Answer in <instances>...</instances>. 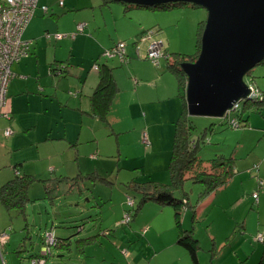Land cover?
Returning <instances> with one entry per match:
<instances>
[{
	"label": "rangeland",
	"instance_id": "1",
	"mask_svg": "<svg viewBox=\"0 0 264 264\" xmlns=\"http://www.w3.org/2000/svg\"><path fill=\"white\" fill-rule=\"evenodd\" d=\"M172 11L173 9L167 16L164 11L159 17L163 23V32L159 36H152L148 41L142 42L138 40L140 35L131 36L130 24H136L134 14H136L137 8L125 15L121 4H114L108 9H103L99 5V23L103 25L99 39L104 35L110 45L114 46L119 42L127 44L128 61L123 64L117 57L107 59L103 55L104 50L107 49L104 48L105 46L99 52L100 60L107 61L114 67L121 88L113 110L109 114L111 125L89 116L86 111L76 109L78 90L76 88L68 89V87L52 92L51 87L44 85L45 91L42 93L50 95L52 92L53 96L46 98L41 94L43 104L46 105L49 101V105L40 114H34L40 127L45 126L40 132L42 139L47 127L49 136L51 128L57 122H62L61 127H54L52 133L65 132L66 139L37 142L33 136L28 135L26 127L18 130V126H14L9 121L10 115L9 117L0 115L2 116L0 117V186L12 178L16 170L20 173L30 172L38 178L46 179L60 175L85 176L87 173L97 171L113 181V185L108 186L86 179L84 182L79 181L78 187L75 184L76 187L72 190L69 188V180L68 182L63 181L64 184H61L62 182L57 184L58 188L53 194V201L45 197L42 183H36L31 188V196L36 199L27 205L28 214L26 216L14 210H8L0 201V235L7 232L14 241L10 250L4 248L6 242L2 245L0 264L3 262L26 264L30 255L41 250V238L44 236L46 228L53 225L59 235L64 232V228H69L74 235L79 233H82L83 236L86 235L84 234L85 228L79 232L78 226L90 228L92 233H98L101 210L98 209L97 203H102L109 198H111L110 203L126 202L129 193L123 183L134 175H137L140 180L153 177L154 180L162 183L170 181L168 164L173 146L174 121L182 110L181 99L171 97L161 101L157 100V93H151L153 89H156V78L151 80L152 86L149 93L147 92L150 82L145 78L147 86L142 88L141 94L138 96L134 91L137 83L132 79V69L140 71L145 77L151 79V76L156 75L152 69L162 70L167 66L164 59L160 66H155L150 59L146 58L151 40H163L164 48L170 54L175 52L196 53L199 24L207 19V10L203 7L178 6L174 9L173 14ZM109 30L112 31L111 35ZM134 47L135 49H132ZM49 51L50 49L48 53ZM92 67V72H96V68ZM252 76L254 78L246 75L245 80L264 90V64L257 65L252 71ZM172 78L178 87L176 77ZM59 90L66 92L68 100H59L58 94L60 93H57ZM75 94L77 95L75 96ZM70 97L76 98V102L66 105L65 103L70 101ZM142 100L144 105H149L146 122L150 128L146 131L150 140L148 139L149 141L144 143L142 139L138 146L134 137L138 133V139L140 131L130 130L132 126L128 124L133 122L135 127L136 124L141 126L144 123L143 113L145 110L140 107ZM244 103V101L240 103V109ZM237 113V110L232 111L229 115L230 118L192 116L198 130L210 126L211 123L216 124L214 131L207 133L205 143H201L198 148L197 152L200 156L210 158L215 155L217 150L222 149L226 156L233 155L236 158V174L229 184L217 193L199 198L202 186L191 180H186L182 189L176 193L179 195L184 192L188 195V204L182 207L178 218L184 229L194 227V235L199 239L198 254L201 264H258L260 259H263L261 256L264 251V239L258 240L257 236L264 237V129H262L264 127V109L261 112H249L250 123L248 125L236 127L229 125L228 119H233ZM21 116L22 113L18 112V118ZM57 116L58 120L53 122ZM82 120L85 123L83 128L78 124ZM222 121L226 123H222ZM154 125H157L156 129L153 128ZM50 126L51 128H49ZM6 129H11L13 133L7 136L4 132ZM113 130L120 134L110 135ZM92 135L98 139L99 150L93 144L94 141H90ZM78 138L80 140L76 152L75 147H72L68 141H78ZM118 149L120 153H118ZM95 151H97V157L93 159L90 156L95 154ZM18 162L22 165L19 164L16 169ZM51 167L55 171H52ZM164 178L166 180H163ZM50 182L53 183L54 180ZM254 193L257 194V199L253 197ZM190 205L194 206L197 211L194 225L191 219L193 208ZM175 212L176 210L173 212V217L176 219ZM159 216L162 221L166 220L165 225L169 216L171 217L168 214L166 218L165 213ZM132 227L133 222L125 225L120 222L117 224V239L123 240L122 244L129 254L125 261L119 257L117 264H152L149 256H145L147 254L146 246L142 248L139 245L140 239L138 238L141 237V234L133 233ZM141 233L144 234V232ZM19 247L21 256L16 253V248ZM73 247H75L74 243ZM160 249H162L161 246ZM122 250L123 248H121ZM60 252L54 250V254L48 258L47 264H60V259H68V253L59 256ZM70 253L72 254L70 259L75 263L77 252L72 248ZM122 254L125 256L124 253ZM159 256H161L159 259L154 258L157 264H161L162 250H160ZM134 257H140L138 263H134ZM186 260V263L192 264L190 257H187ZM182 264L184 263L182 262Z\"/></svg>",
	"mask_w": 264,
	"mask_h": 264
},
{
	"label": "crops",
	"instance_id": "2",
	"mask_svg": "<svg viewBox=\"0 0 264 264\" xmlns=\"http://www.w3.org/2000/svg\"><path fill=\"white\" fill-rule=\"evenodd\" d=\"M117 3L122 5L123 12L125 15H128L130 11L137 8V12H135L136 14H134V17L136 18V22H135L136 24L132 23L130 24V26L132 28L131 36L140 35L138 37V40H140L141 35L148 29L151 30L153 29L155 31L154 36H159V34L163 32V26H162L163 23L159 20L160 15H162L163 12L165 11L167 16L169 15L170 10L172 9H173L172 14H173L174 9L178 7L175 6L170 9H154L139 5V6L131 7V9L129 10H126V6L124 2L119 0H111L109 2H106L105 0H100V3L99 0H64V6L59 4V0H39L38 7L35 9L34 16L31 19L30 23L28 24L23 34V38L27 41H30L29 51L27 55L22 57L19 61L13 63L11 67L14 77L8 87V100H7V105L4 109V112L10 115V118H8L9 121L13 123L14 126L17 125L18 127L17 126L16 127L18 128V130H21V128L26 127L28 135L33 136L34 140H36L37 142H41V141L51 142V140L54 141V140L67 138L65 132L52 133L54 131V127L55 128L61 127L60 124H62V122H57V124L52 128L51 126L49 127L51 128L49 136L47 131L48 127L44 132L43 139L40 135V132L43 130L45 126L43 128L40 127L39 123L36 122V118L34 114L35 113L40 114L49 105V101H47V104L44 105L43 99L41 100L40 97L41 94H43L42 92L45 91L44 89L45 86L51 87L52 92L54 90H58L59 88H63V87L64 88L68 87V89L76 88L78 90V96L76 97L78 100L77 103L78 105L76 109L82 111H88L90 109L89 96L92 94V92L94 91L93 88L96 87L99 81L98 70L96 69V72H92L93 70L92 66H94L93 64L96 63L95 61L97 58H99L100 63L103 62L108 63L107 61L100 60L99 52L100 50L102 51L104 48L113 46L112 44L110 45L109 41H106L104 35L99 39V33L101 32L103 26L102 23H99V5L103 9H108ZM43 6H47V10H44ZM80 22H86L87 26L84 30L78 31L77 25ZM53 33L54 35L55 33L56 34L60 33L63 35V37L60 39H54ZM111 33L112 31L109 30L110 35ZM73 34L75 35L73 36ZM103 46L105 47L102 49ZM49 49L50 51L48 53ZM132 49H135V47ZM166 52L169 53L168 50H166ZM163 59L167 63V66L162 70L152 69V71H154L156 75L151 76V79L145 77L142 73H140V71H137L136 69H132L133 70L132 79H134V81H136L137 83V84L134 83L136 84L134 91L138 96L141 94L142 88L144 86L145 87L147 86L146 85L147 83H145L146 79L149 80L150 82L147 92L149 93V90L152 86L151 80H153V78H156V84H155L156 89L152 88L153 91L151 93H157V100L161 101L171 97H177L179 100V97L177 96L178 87L176 86L174 78H172L174 74L168 68L167 59L166 58ZM54 61L66 62V64H69L68 67L69 73H65L63 76H58L54 73L53 74L49 73V76L47 77V69L49 71ZM113 73L120 88L118 74L117 72H115V70L113 71ZM120 90L118 94L120 93ZM52 92L50 95L43 94V96L46 98L52 97L53 96ZM57 93H60L58 94L59 100L61 101H64V99L68 100V95L63 90H59V92ZM76 95L77 94H75V96ZM76 98L70 97V101L66 102L65 104L70 105L74 101L76 102ZM138 102L139 99L137 100V103ZM36 103L39 104L37 105ZM140 107L142 110H145V112L143 113L144 123L141 126L140 124H136L135 127L133 126V122H130L128 124L132 126L130 130L133 129L140 131V135L138 139H137L138 133L134 137V141H136L138 146H140L142 139L144 143H147V141L150 140L149 139L150 136L146 131L149 130L150 128L149 124L146 122V116L148 114L147 108H149V105L148 104L144 105V102L142 100ZM263 109L264 107H262L261 110L257 112H261ZM252 111L254 110H251L249 112L251 113ZM18 112L22 113V116L20 118H18ZM249 112H245L246 114L244 115L245 117L247 116L246 125L250 123ZM58 118L59 117L57 116L56 119L53 120V122L58 120ZM65 123L67 124V121ZM78 124H80L81 128L85 126L83 120L81 123ZM109 125H111V118L109 119ZM263 126H264V122H263ZM153 128L156 129L157 125H154ZM262 129H264V127ZM114 130L110 135L114 133L120 134V132H115ZM79 140L80 138H78V141L71 140L68 142L79 143ZM90 141H94L93 144L95 145L96 149L99 150L98 139L95 137V135H92ZM118 153H120L119 149H118ZM219 153H223L222 149H219ZM230 156L234 157L233 155ZM234 159L236 163V158L234 157ZM51 170L53 171L54 168L51 167ZM16 173H19V171L16 170L15 175ZM235 174H236V170L234 175ZM234 175L229 180V182L233 179ZM68 176L70 177L73 175H68ZM149 178L154 179L153 177H149ZM132 179L143 181L138 179L137 175L132 176V178L129 180ZM163 180H166V178H164ZM229 182L225 186L218 189L216 192H213L207 196H211L214 193H217L219 190L225 188L229 184ZM61 184H64V182ZM124 187L126 189L125 185ZM31 188L29 189V196L31 200L34 201L36 198L31 196V192H32ZM110 199L111 198L107 199L106 201H102V203H100L101 204L100 209H99V203H97L98 209L101 210L102 212L99 220L100 231L102 234L100 236V239L98 236V240L95 243L88 244L86 247H83V250L80 252L79 250L76 249V247H73L77 252V261L75 263L72 262L70 259L72 255L70 253L72 251V247H71V249L67 251V253L69 254L68 259H60L61 260L60 264H117V259L119 257L120 259L125 261L126 256H128L129 254L128 253L125 254L124 252L125 250L121 251V248H124L125 246L124 244H122L123 241L122 239H117L118 233L116 230H117V224L123 216L126 203L125 202L123 203L122 201L121 202L118 201L117 203H110L109 201ZM173 210L175 211V209L169 205H160L156 202H148L141 208V210L130 222V223L133 222V227L131 228V230H133L132 232L133 233L137 232L141 234V237L138 238L140 239L139 245L142 248L146 246L147 254L145 256H149V259L152 261V264H154L155 262L154 261L155 257H157L158 259L159 257H161L159 256L160 250H162L163 253L161 264H182V262L184 264H188L186 263L187 262L186 259L187 257L190 256L187 250L181 244L178 243L179 227L180 226L182 228L184 227L182 225V222L180 226L177 225L176 219L173 217V212H174ZM193 210L191 211L192 214L191 219L194 225L195 222L193 216L194 215L197 216V211L196 209ZM164 213L166 214V218L168 214L171 215V217L169 216L166 225H165L166 220L162 221L161 216H159L160 214L163 215ZM50 228H46V230ZM84 228H85L84 234L86 235L83 236L81 233L79 237H77V239L80 237H88L96 234L99 235V232L96 234L92 233L90 228L84 226L80 231L82 232ZM63 230L64 232L60 233V236L62 237H69L70 234H72V231H70L69 228H64ZM192 230L194 232V227L192 228ZM141 232H144V234H142ZM57 235H59L58 232ZM13 245H14L13 238L11 235H9V238L6 241L4 248L5 249L8 248V250H10ZM160 246L162 249H160ZM40 251L41 250L39 249L37 253H39ZM0 252L2 253V247L0 248ZM16 253L20 255V252L16 251ZM122 253H124L125 256ZM262 257L263 259H260L258 264H264V251L261 258ZM139 259L140 257H134L133 259L134 263H138ZM190 262H192L191 258H190ZM3 264H6V262H3ZM26 264H28V261ZM155 264L157 263L155 262Z\"/></svg>",
	"mask_w": 264,
	"mask_h": 264
},
{
	"label": "trees",
	"instance_id": "3",
	"mask_svg": "<svg viewBox=\"0 0 264 264\" xmlns=\"http://www.w3.org/2000/svg\"><path fill=\"white\" fill-rule=\"evenodd\" d=\"M105 1L109 2L111 0H105ZM119 1L124 2L126 6V10L131 9V7L140 5L130 0H119ZM59 4L64 6V0H62V3L61 0H59ZM182 5L190 6V7H200L197 5H187L186 3H167L162 5L158 4L153 6L151 5H141V6L150 7L154 9H170L175 6H182ZM80 23H84L85 25L84 29H85L87 23L86 22H80ZM80 23H78V25ZM205 23L206 20L202 21L199 24L198 35H197L198 36L197 48H196L197 51L195 54L194 53L186 54L180 52L169 54L166 52V54L168 55V57L166 58L168 61V68L174 74V76L178 81L177 96L181 99L182 102V110L180 112V115L174 122L173 146L168 164L170 181L168 183H162L154 179H147L143 181L132 179L125 182L124 185L126 186L129 195L126 198V202H125L126 204H125V210L123 212V216L119 221L122 225L130 223L146 203L156 202L160 205H169L173 207L176 210L175 212L176 223L178 226H180L181 221L178 218V215L180 214V210L182 209V207L185 204H188V195L185 194L184 192L183 194H179V195H176V193L178 192V190L182 189V186L184 185L186 180H191L192 182L201 184L202 189L200 191L199 198H202L213 192H216L218 189L225 186L235 173V166H234L235 159L232 156H226L223 153H219V150H217L214 156L208 159H205L203 156H200L197 150L201 146V143H205L207 133L209 131L210 132L214 131L216 124L211 123L210 126L198 130V127L197 125H195L192 116L189 115L188 113V105L186 100L187 76L183 71V69L180 67V64L186 61H194L198 57L201 48V38L205 28ZM78 25H77V30L79 31ZM54 39H56L55 35H54ZM106 58L109 59L113 57H106ZM120 61L122 63L127 62L128 58L126 57L125 60L120 59ZM95 62H96L95 64H97L96 69L98 70L99 73V81L96 87L94 88V91L89 96L90 109L86 111V113L93 118L100 119L105 123L109 124V114L111 113L112 107L115 102V98L118 95L120 88L113 73L114 71L113 67H111L106 62L100 63L99 58H97ZM261 64H264V60L263 62H261ZM68 67L69 64H66V62L54 61L53 65H51L49 69V73L52 74L54 73L58 76H63L65 73H69ZM252 71L248 75L254 78V76H252ZM252 81L254 82V79H252ZM249 84L255 87L254 84L252 83ZM255 88L258 94L252 95L246 98L245 100H243L245 103L243 104L241 109L240 107L237 109L238 113L236 117L233 118L236 120L238 119L237 121L239 125H246L247 116L246 117L244 116L246 114L245 112H249L251 110L260 111L261 108L264 107V90L259 89V87L258 88L255 87ZM224 118H230V117L227 115ZM228 120H229L228 121L229 125L233 126L231 122L232 119H228ZM222 123H226V122L222 121ZM70 144L72 147H75V151L77 152L78 142H72ZM96 152L97 151L94 152L95 154H91L90 157L93 159L96 158L97 157ZM19 164L22 165V163H18L16 165V169H18ZM86 179L93 183L100 182L108 186L113 185V181L108 176H103L97 173V171H92L91 173H87L85 176L75 175L74 177L71 178L66 175H60L50 179L38 178L36 177V175L31 174L29 172H23V173L19 172L16 173V175L13 178L4 182L0 186V201L8 210H14L17 211L19 214L26 216L28 214L27 205L29 202H32L29 196V189L36 183H42V185L44 186L45 197L50 198L53 201L54 198L53 194L58 188L57 185L58 183L61 182L63 183V181L68 182L69 180L68 182L69 188L70 190H72L75 187V184L77 186L79 181L84 182L86 181ZM51 180H54V182L51 183L50 182ZM128 197H131L135 200V204L133 206L127 203ZM100 207L101 204L99 203V209ZM190 207L193 209L195 208L194 206H190ZM81 210L82 209H80V211ZM126 213L131 214V220L128 221L125 220ZM193 219L195 222L196 221L195 215L193 216ZM80 227L81 226H78V230L80 229ZM49 230H53L55 232V240H54V244L50 246V251L44 256L45 264H47L48 258L54 254V250L61 251L58 254L59 256H61L64 253H67V251H69L71 247L73 248V243H74L76 249L79 250L80 252L83 250V247H86L90 243H95L98 240V236L100 239V236L102 235L99 229V235L96 234L88 237H80L77 239L80 233L78 235H74L72 231V234H70L69 237H62L60 235H57L54 225L50 229H47L45 233ZM44 236L42 237V248L44 245ZM178 243L181 244L187 250L193 264H201L198 254V249L200 248L199 240L194 235L192 229L187 230L180 226ZM124 250L125 247L123 248L122 251ZM16 251L21 252V249L18 248ZM41 251L39 253H34L30 255L28 258L29 261L28 264H30V260L32 258L39 257L41 255ZM125 251L128 253L127 250Z\"/></svg>",
	"mask_w": 264,
	"mask_h": 264
},
{
	"label": "water",
	"instance_id": "4",
	"mask_svg": "<svg viewBox=\"0 0 264 264\" xmlns=\"http://www.w3.org/2000/svg\"><path fill=\"white\" fill-rule=\"evenodd\" d=\"M130 1L151 6L186 3L207 10L198 57L180 64L187 76L189 115L223 118L250 96L245 76L264 60V0Z\"/></svg>",
	"mask_w": 264,
	"mask_h": 264
},
{
	"label": "built area",
	"instance_id": "5",
	"mask_svg": "<svg viewBox=\"0 0 264 264\" xmlns=\"http://www.w3.org/2000/svg\"><path fill=\"white\" fill-rule=\"evenodd\" d=\"M39 0H0V115L9 117V114L4 112L8 100V87L14 76L12 71V64L19 61L22 57L27 55L29 51L30 41L23 38V34L34 16L35 9L38 7ZM62 3V0H61ZM44 10H47V6H43ZM84 23L78 25L79 30L84 29ZM155 31H145L140 40L146 42L154 36ZM74 36V35H73ZM56 39L63 37L62 34H55ZM126 43L119 42L111 48L105 49L104 55L106 57H118L121 60H125L126 54ZM139 53V50H137ZM166 50L164 48L163 40L155 39L149 43L146 58L150 59L156 66H160L163 58H167ZM97 68V64H94ZM252 95L258 94L256 88L251 85ZM249 96V97H250ZM238 101L234 104L232 109H229L225 116H229L234 110L240 107ZM233 126H238L239 123L236 119L231 120ZM12 133L11 129H6L5 134L9 135ZM254 197L257 198V194L254 193ZM127 203L133 206L135 200L128 197ZM125 220H131V214L126 213ZM9 235L4 232L0 235V248L6 242ZM258 240H263L262 235L257 236ZM55 232L49 230L44 236V245L39 257L32 258L30 264H45L44 256L50 251V246L54 244ZM127 252L125 251V254Z\"/></svg>",
	"mask_w": 264,
	"mask_h": 264
},
{
	"label": "bare ground",
	"instance_id": "6",
	"mask_svg": "<svg viewBox=\"0 0 264 264\" xmlns=\"http://www.w3.org/2000/svg\"><path fill=\"white\" fill-rule=\"evenodd\" d=\"M9 235V234H8Z\"/></svg>",
	"mask_w": 264,
	"mask_h": 264
}]
</instances>
